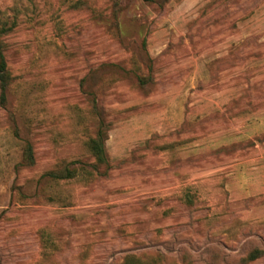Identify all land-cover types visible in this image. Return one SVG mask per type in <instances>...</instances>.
I'll use <instances>...</instances> for the list:
<instances>
[{
	"label": "rangeland",
	"instance_id": "1",
	"mask_svg": "<svg viewBox=\"0 0 264 264\" xmlns=\"http://www.w3.org/2000/svg\"><path fill=\"white\" fill-rule=\"evenodd\" d=\"M0 20V264H264V195L219 171L264 150V0H0Z\"/></svg>",
	"mask_w": 264,
	"mask_h": 264
},
{
	"label": "trees",
	"instance_id": "2",
	"mask_svg": "<svg viewBox=\"0 0 264 264\" xmlns=\"http://www.w3.org/2000/svg\"><path fill=\"white\" fill-rule=\"evenodd\" d=\"M6 31L5 26L1 24L0 20V37ZM10 73L8 71L7 60L5 55V49L2 39H0V103L1 105L6 104V92L10 82ZM153 82V77L150 74L144 76H139V85L141 88H146V86ZM97 109V107H96ZM99 110V109H98ZM99 116L98 130L95 136L89 138L87 141V146L89 151L95 158L94 168L95 171L99 172L102 167L109 165V157L106 149V140L108 138V124L103 118L101 113L97 112ZM32 147L30 144L27 145L26 149V159L32 161ZM75 176L74 171L65 168L64 173L58 174L57 177L71 178ZM261 252L251 253L248 257L249 260H254L260 256ZM125 264H141L137 261L135 254H128L125 256Z\"/></svg>",
	"mask_w": 264,
	"mask_h": 264
},
{
	"label": "crops",
	"instance_id": "3",
	"mask_svg": "<svg viewBox=\"0 0 264 264\" xmlns=\"http://www.w3.org/2000/svg\"><path fill=\"white\" fill-rule=\"evenodd\" d=\"M172 94L174 92L166 97L170 98V103L174 102ZM254 155L219 169V171L228 169L227 175L232 179L228 183V189L232 192L234 200H246L264 195V150H259Z\"/></svg>",
	"mask_w": 264,
	"mask_h": 264
}]
</instances>
